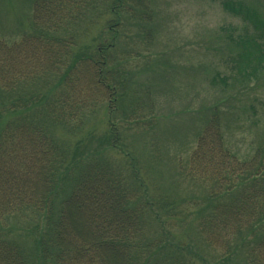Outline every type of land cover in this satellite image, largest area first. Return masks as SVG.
I'll list each match as a JSON object with an SVG mask.
<instances>
[{"label": "trees", "instance_id": "16d2710c", "mask_svg": "<svg viewBox=\"0 0 264 264\" xmlns=\"http://www.w3.org/2000/svg\"><path fill=\"white\" fill-rule=\"evenodd\" d=\"M146 1L34 0L31 33L12 42L0 35V264H264V139L239 159L224 145L217 105L205 109L188 167L203 195L196 211L186 200L180 209L195 244L172 235L167 217L180 204L154 196L138 166L128 128L153 124L143 110L154 101L133 91L126 102L136 39L153 38ZM224 4L264 29V13ZM100 19L104 31L93 37ZM226 32L244 75L264 73V35ZM99 101L105 130L83 133ZM64 130L82 135L73 141Z\"/></svg>", "mask_w": 264, "mask_h": 264}, {"label": "rangeland", "instance_id": "374dc122", "mask_svg": "<svg viewBox=\"0 0 264 264\" xmlns=\"http://www.w3.org/2000/svg\"><path fill=\"white\" fill-rule=\"evenodd\" d=\"M33 1L0 0L2 37L12 42L31 33ZM226 1L150 0L153 3L150 4L147 0L148 7L144 8L155 22L152 43L143 44L137 38L134 48L138 56H133L135 60L130 64L133 75L126 104L132 105L129 102L131 92L149 91L154 105L143 113L154 122L147 127L143 123L129 125V138L133 139L134 152L141 161L138 166L147 182H151L152 194L160 197V192L165 193L180 204L176 212L174 205L155 206L163 213L177 214L167 218L170 220L168 228L179 242L195 244L199 236L186 225L180 209L186 200L185 210L196 211L200 203L198 197L203 195L201 187L193 188L195 181L188 167L190 155L197 146V132L202 124L200 117L204 116L205 109L217 105L224 145L239 159L252 155L264 139V73L244 75L245 66L235 60L240 49L226 37L227 30L235 33L255 31L264 35V29L256 31L262 23H252L227 10ZM231 1L246 2L260 14L264 13V0ZM103 25L100 19L91 27L90 35L98 37L104 31ZM45 30L52 32L54 27L45 26ZM130 31L134 35L138 30L130 28ZM158 65L160 68L156 70ZM246 70L250 72L248 67ZM38 83L36 80L32 84ZM105 102H96L87 110L88 122L83 133L89 130L97 135L104 132ZM63 132L73 141L82 135L77 133L72 137L71 132ZM111 151L109 157L122 160L120 154ZM210 252V249L203 251V255L210 257Z\"/></svg>", "mask_w": 264, "mask_h": 264}]
</instances>
